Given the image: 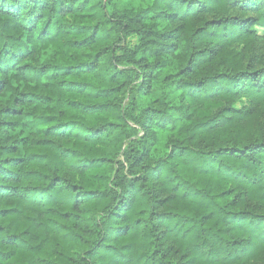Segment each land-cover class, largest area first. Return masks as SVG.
Returning a JSON list of instances; mask_svg holds the SVG:
<instances>
[{"label": "clouds", "instance_id": "clouds-1", "mask_svg": "<svg viewBox=\"0 0 264 264\" xmlns=\"http://www.w3.org/2000/svg\"><path fill=\"white\" fill-rule=\"evenodd\" d=\"M0 264H264V0H0Z\"/></svg>", "mask_w": 264, "mask_h": 264}]
</instances>
